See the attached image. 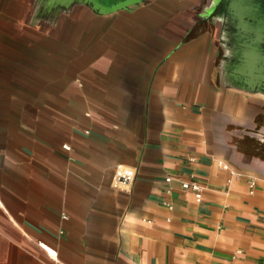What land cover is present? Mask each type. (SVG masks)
Listing matches in <instances>:
<instances>
[{
    "label": "crops",
    "instance_id": "1",
    "mask_svg": "<svg viewBox=\"0 0 264 264\" xmlns=\"http://www.w3.org/2000/svg\"><path fill=\"white\" fill-rule=\"evenodd\" d=\"M94 1L0 0V264H264V94L223 20Z\"/></svg>",
    "mask_w": 264,
    "mask_h": 264
},
{
    "label": "water",
    "instance_id": "2",
    "mask_svg": "<svg viewBox=\"0 0 264 264\" xmlns=\"http://www.w3.org/2000/svg\"><path fill=\"white\" fill-rule=\"evenodd\" d=\"M93 5L95 1L91 0ZM143 0H121L114 9H97L93 7L94 11H113L117 8L129 7L134 4H139ZM88 0H37L36 13L34 17L39 15L42 19L47 15H52V19L56 20L60 13L70 14L75 11L76 7L88 5ZM226 6H223L222 12L225 13ZM232 12L239 23L234 24V20L228 18L226 23L227 34L233 44L231 48L234 65L233 69L236 72L233 76L239 83H243L245 89L254 92H261L264 94V70L260 66L262 56L259 49L262 36L264 33V25L254 24L250 21L252 15L244 12V9L237 4L233 6ZM248 19V20H245ZM261 67V69H260Z\"/></svg>",
    "mask_w": 264,
    "mask_h": 264
},
{
    "label": "flooded vegetation",
    "instance_id": "3",
    "mask_svg": "<svg viewBox=\"0 0 264 264\" xmlns=\"http://www.w3.org/2000/svg\"><path fill=\"white\" fill-rule=\"evenodd\" d=\"M195 5L200 4L199 8L204 7L202 14L197 15L198 17L204 18L201 21L208 22L213 24L214 21L223 20L225 26L227 23L228 18L234 20V24L239 23V20L233 16L234 12H232L233 6L240 4V6L244 9V12L250 13L252 17L250 21L254 24H262L264 25V0H194ZM223 6L227 7L225 13L222 12ZM211 8L210 12L208 13L207 9ZM248 20V19H245ZM264 29V28H263ZM262 39L261 43L259 44V49L261 52L262 62L260 66L262 70H264V33L261 34ZM230 49L233 47V44L229 45ZM260 67V69H261Z\"/></svg>",
    "mask_w": 264,
    "mask_h": 264
},
{
    "label": "built area",
    "instance_id": "4",
    "mask_svg": "<svg viewBox=\"0 0 264 264\" xmlns=\"http://www.w3.org/2000/svg\"><path fill=\"white\" fill-rule=\"evenodd\" d=\"M88 132V131H87ZM66 149H70V146L65 145ZM136 173L134 169L128 167L126 165H118L115 169L114 176H113V187L120 189V190H128L130 186L133 184L135 180ZM171 177H167L166 180L168 182L171 181ZM181 185L184 189L193 190V191H202V184L197 180L195 174H190L188 179L182 180ZM255 182L252 181L251 186H254ZM169 208L173 206L170 203H167ZM64 218H67L66 214L63 215ZM42 247H44L50 254L55 255V250H52L44 243H40Z\"/></svg>",
    "mask_w": 264,
    "mask_h": 264
},
{
    "label": "rangeland",
    "instance_id": "5",
    "mask_svg": "<svg viewBox=\"0 0 264 264\" xmlns=\"http://www.w3.org/2000/svg\"><path fill=\"white\" fill-rule=\"evenodd\" d=\"M52 17H53L52 15H49V16L47 15V16L45 17V18H47V19L44 18L42 21H43V22L48 21V20H51V21H52V20H53ZM56 21H57V19H56Z\"/></svg>",
    "mask_w": 264,
    "mask_h": 264
}]
</instances>
